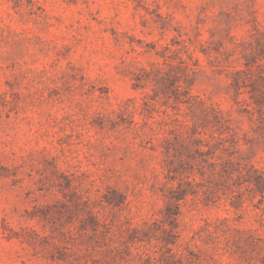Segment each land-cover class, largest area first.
<instances>
[{
	"label": "rangeland",
	"instance_id": "obj_1",
	"mask_svg": "<svg viewBox=\"0 0 264 264\" xmlns=\"http://www.w3.org/2000/svg\"><path fill=\"white\" fill-rule=\"evenodd\" d=\"M0 264H264V0H0Z\"/></svg>",
	"mask_w": 264,
	"mask_h": 264
}]
</instances>
